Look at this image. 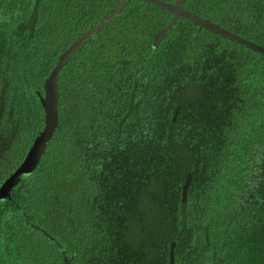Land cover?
<instances>
[{
    "label": "trees",
    "instance_id": "trees-1",
    "mask_svg": "<svg viewBox=\"0 0 264 264\" xmlns=\"http://www.w3.org/2000/svg\"><path fill=\"white\" fill-rule=\"evenodd\" d=\"M119 2L0 0V186L58 57ZM183 10L264 52V0ZM170 19L128 0L62 69L57 130L0 202V264H264V53L183 19L153 48Z\"/></svg>",
    "mask_w": 264,
    "mask_h": 264
},
{
    "label": "water",
    "instance_id": "water-1",
    "mask_svg": "<svg viewBox=\"0 0 264 264\" xmlns=\"http://www.w3.org/2000/svg\"><path fill=\"white\" fill-rule=\"evenodd\" d=\"M128 0H120L114 11L103 16L92 28L85 32L77 41L71 44L59 57L57 64L49 73L47 79L43 83V95L39 98L41 108L43 110V129L38 134V136L33 140L29 150L27 151L21 164L16 168V170L2 183L0 186V202L9 201L11 198L12 191L16 188L21 180L28 179L39 166L48 143L53 138L57 127H58V77L62 69L68 64L70 59L81 50L93 37H95L102 28L112 22L123 10ZM150 5L158 7L169 14H171V19L167 25L154 37L153 48H156L161 41L164 39L166 34L175 26L179 19L188 21L200 29L210 31L220 37L226 38L232 42L240 44L252 51L259 54H263V50L253 46L251 43L241 41L235 36L221 30L218 26L210 23L207 20L201 19L195 15H192L185 10H183V4L185 0H175L173 4H163L155 0H142ZM184 204V199L182 200ZM36 230H40L35 228ZM45 238L55 243L61 250V247L57 241L48 236L44 231L40 230ZM63 261L64 264H68L65 258V252L63 250ZM169 264H174L173 255H170Z\"/></svg>",
    "mask_w": 264,
    "mask_h": 264
}]
</instances>
